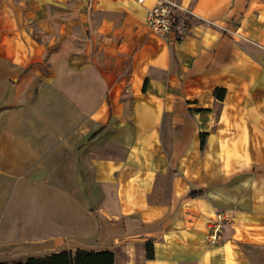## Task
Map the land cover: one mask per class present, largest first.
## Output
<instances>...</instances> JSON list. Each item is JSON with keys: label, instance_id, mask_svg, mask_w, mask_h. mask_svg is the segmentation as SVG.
<instances>
[{"label": "crops", "instance_id": "0c3cea01", "mask_svg": "<svg viewBox=\"0 0 264 264\" xmlns=\"http://www.w3.org/2000/svg\"><path fill=\"white\" fill-rule=\"evenodd\" d=\"M159 1L0 0L5 264H264V0Z\"/></svg>", "mask_w": 264, "mask_h": 264}, {"label": "trees", "instance_id": "16d2710c", "mask_svg": "<svg viewBox=\"0 0 264 264\" xmlns=\"http://www.w3.org/2000/svg\"><path fill=\"white\" fill-rule=\"evenodd\" d=\"M186 17L179 14L175 16V25L186 23ZM216 92V89H215ZM220 96V95H219ZM152 245L146 243L147 256H151ZM113 252L109 249L76 248L60 249L45 254L28 255L24 258L13 259L12 264H113ZM5 264V261H0Z\"/></svg>", "mask_w": 264, "mask_h": 264}, {"label": "built area", "instance_id": "2783aa9c", "mask_svg": "<svg viewBox=\"0 0 264 264\" xmlns=\"http://www.w3.org/2000/svg\"><path fill=\"white\" fill-rule=\"evenodd\" d=\"M137 1L144 2V0ZM177 9L181 8L170 0H161L151 5L147 11V23L150 29L160 36H167L175 30L176 38L182 39L187 28L183 25H175V16L179 13ZM224 218V216L218 215L216 221L209 226L210 231L207 237L210 242L217 240L221 221Z\"/></svg>", "mask_w": 264, "mask_h": 264}]
</instances>
